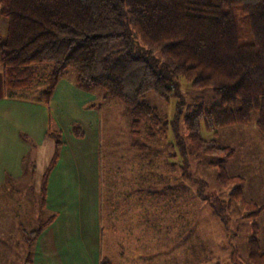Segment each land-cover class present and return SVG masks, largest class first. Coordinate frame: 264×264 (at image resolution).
<instances>
[{
  "label": "trees",
  "instance_id": "obj_1",
  "mask_svg": "<svg viewBox=\"0 0 264 264\" xmlns=\"http://www.w3.org/2000/svg\"><path fill=\"white\" fill-rule=\"evenodd\" d=\"M234 5H240L248 19L251 43L239 41ZM0 14L7 20L0 37L7 97H33L48 104L58 81L72 69L78 85L101 86L106 97L122 103L130 117L133 146L148 153L152 140L166 139L169 123L143 98L145 93L169 99L179 93L181 79L210 88L215 101L209 107L198 103L200 96L178 104L173 130L184 158L182 175L190 177L186 140L197 153L218 159L211 163L218 184L227 190V206L237 202L252 218L249 260L264 264L257 220L264 207L245 196V178L222 165L235 149L201 136L202 122L209 130L254 122L264 142V0H0ZM72 132L84 134L78 124ZM47 135L55 150L42 175V201L63 144L61 130L50 127ZM201 187L198 195L226 223L220 206ZM53 217L33 230L31 238L35 240ZM24 264H32L30 251Z\"/></svg>",
  "mask_w": 264,
  "mask_h": 264
},
{
  "label": "crops",
  "instance_id": "obj_2",
  "mask_svg": "<svg viewBox=\"0 0 264 264\" xmlns=\"http://www.w3.org/2000/svg\"><path fill=\"white\" fill-rule=\"evenodd\" d=\"M2 18L0 14L4 27L7 21ZM112 100L97 86L78 85L69 76L58 81L48 104L33 97H7L0 70V189L24 178L29 162L35 172L44 149L52 157L54 141L47 131H62L63 144L44 201L39 190L44 222L54 217L33 241L32 264H146L147 251L178 235L179 204L184 201L176 186L179 176L172 170L179 164L178 152L182 171L184 158L177 136L166 134V157L161 148L148 153L134 147L130 117L120 126L119 114L128 113ZM75 124L82 136L73 134ZM164 189L168 193L150 194ZM13 230L19 237L24 231L21 223ZM21 244L12 247L10 263L24 264L28 254Z\"/></svg>",
  "mask_w": 264,
  "mask_h": 264
},
{
  "label": "rangeland",
  "instance_id": "obj_3",
  "mask_svg": "<svg viewBox=\"0 0 264 264\" xmlns=\"http://www.w3.org/2000/svg\"><path fill=\"white\" fill-rule=\"evenodd\" d=\"M233 12L238 26L239 41L251 43L253 38L248 19L242 12L241 6L234 5ZM2 19L7 21L5 17ZM6 30L7 24L4 27L0 24V37H4ZM68 76L75 78V71L69 70ZM97 87L104 92L101 86ZM26 93L37 96L35 91H26ZM198 96H200L198 103L205 107H209L215 101L210 88L193 87L191 82L185 79L180 80L179 93L169 99H164L153 91L146 92L143 98L157 109L164 120L168 121L167 134L174 135L173 121L179 102L183 99L186 104H189L193 102V98ZM112 101L120 103L118 100ZM118 105H122V103ZM103 114L107 115L106 108L103 109ZM110 114H112L111 110ZM119 117H121L120 126L123 127L122 123H126L129 116L128 114H124V116L119 114ZM182 127L180 122V134L185 136L186 132ZM201 136L205 139H214L218 145H229L235 149L234 155L224 159L222 165L230 174L243 176L245 178L243 188L245 196L264 207V142L260 138L255 123L236 124L209 130L202 122ZM186 145L188 165L186 170L190 177L182 179V161L179 152L177 155L179 164H174L172 170L173 175L179 176L176 186L179 187L180 201H184L179 204V214L182 213V218L180 217L179 220L178 235L172 236V241L169 237L167 243L166 240L164 241V244L169 246L162 245L156 251H147L146 264H251L248 257V240L253 233L252 218L245 216L244 209L237 202H232L227 206V190L218 184L216 180L217 168L211 163L218 162V159L215 156L197 153L187 140ZM149 146L153 149L161 148L164 157H166L167 150L170 152V145L164 138L163 140H152ZM50 158L51 154L46 153L44 149L42 156L36 159L35 172H32V165L29 162L24 178L12 182L11 188L0 189V264H14L10 263V256L14 253L12 247L20 240L22 241L21 246L23 245L27 249V255L34 241L31 238V232L40 227V224L47 219V215L39 210V187L42 174ZM200 185L204 194L210 196L211 200L220 206V210L227 217L226 223L213 213L210 203L198 195ZM106 197L104 194L105 204ZM257 220L260 227L258 248L260 252H264V210ZM18 223H21L24 229V231H20V237L18 230H13L15 224ZM19 264H22V261Z\"/></svg>",
  "mask_w": 264,
  "mask_h": 264
}]
</instances>
